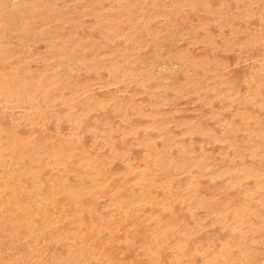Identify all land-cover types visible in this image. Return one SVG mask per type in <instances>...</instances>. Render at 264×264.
<instances>
[{
  "label": "rangeland",
  "instance_id": "obj_1",
  "mask_svg": "<svg viewBox=\"0 0 264 264\" xmlns=\"http://www.w3.org/2000/svg\"><path fill=\"white\" fill-rule=\"evenodd\" d=\"M0 264H264V0H0Z\"/></svg>",
  "mask_w": 264,
  "mask_h": 264
}]
</instances>
